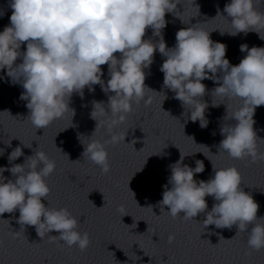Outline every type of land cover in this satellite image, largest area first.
I'll return each mask as SVG.
<instances>
[{"label": "clouds", "instance_id": "1", "mask_svg": "<svg viewBox=\"0 0 264 264\" xmlns=\"http://www.w3.org/2000/svg\"><path fill=\"white\" fill-rule=\"evenodd\" d=\"M258 3L259 0H230L223 14L218 9L217 15L228 18L233 29L227 34L256 32L264 40L260 35L264 12L258 10ZM177 5L180 0H8L10 24L0 32V71L6 70L10 83L22 86L20 99L26 101L27 119L37 130L45 129L69 111L73 117L75 110L69 108L73 94L83 97L85 88L94 92V86L99 85L108 101H93L91 117L97 125L92 136L103 124L110 139H92L83 144L82 157L107 174V146L125 140L113 129L126 120L134 104L151 103V98L145 100L148 91L158 93L145 85V69L150 68L158 51L165 58L159 69L164 76L162 88L174 93V98L190 113L188 119L199 121L201 128L208 125L205 111L209 107L204 101L207 90L203 80L218 85L211 94L239 102L230 116V105L221 103L227 110L224 119L235 123L220 127L223 139L218 154L223 152L233 159L250 158L251 163L264 161V152L258 148V141L264 143V139L254 130L256 108L264 106V47L241 44L240 51L246 55L238 65H231L226 58L227 46L214 42L211 32L197 24L178 30L175 45L168 47L161 33L167 25L166 14L180 19L182 13L178 14ZM149 28L153 36L160 37L158 43L145 39ZM23 44L25 51H21ZM103 65L108 67L107 81L102 79ZM158 94L166 99L164 92ZM221 104L212 102L213 107ZM10 142L6 145L10 146ZM33 151L24 163H12L24 155L18 146L8 156L11 166L0 167V216L18 210L17 223L35 226L39 237L48 234L51 243L62 241L69 248L86 250L90 239L86 232L77 230L78 220L67 208L45 203L51 191L47 178L55 171L56 162L39 146ZM3 152L0 149V155ZM180 154V159L169 165L171 175L158 202L161 212L185 221L204 214L201 223L205 228L235 226L236 235L248 232L249 249H264V216L258 217L259 204L241 187L239 170L217 169L203 153L211 161L214 175L207 181H197L194 176L205 170L203 161L196 160L193 168L184 164L186 156L181 151ZM6 171L12 179L4 177ZM209 196L214 200L211 210L206 200ZM52 231L58 235H49ZM173 240L170 236L169 243ZM221 240L230 239L220 236L219 243Z\"/></svg>", "mask_w": 264, "mask_h": 264}, {"label": "water", "instance_id": "2", "mask_svg": "<svg viewBox=\"0 0 264 264\" xmlns=\"http://www.w3.org/2000/svg\"><path fill=\"white\" fill-rule=\"evenodd\" d=\"M229 2L180 0L177 5L178 14L182 13L180 19L173 14L165 17L167 25L161 35L166 45H175L178 30L197 24L211 32L214 42L225 44L226 58L231 65H238L246 55L240 51L241 44L249 48L264 47V40L256 32L227 34L233 31L231 24L217 12L219 9L223 14ZM257 8L264 12V0H259ZM220 31L225 34L221 35ZM260 35L264 37V30ZM147 38H152L154 43L160 39L153 36L150 28L146 31ZM164 59L158 51L154 54V62L145 69V85L158 93L164 92L166 99L162 94L148 91L145 100L151 98V103L134 104L126 120L113 129L114 133L125 136V140L107 146L110 163L107 174L82 157L84 145L90 140L110 139L103 124L92 136L97 125L91 117L93 101L105 104L108 101L99 85L94 86V92L85 88L83 97L73 94L69 102V108L75 110L73 117L69 111L45 129L37 130L27 119L26 101L20 99L22 86L10 83L6 72L0 74V149L4 150L0 167L11 166L8 156L16 147H21L24 155L12 163L22 164L39 146V150L56 162L55 171L47 178L51 191L45 203L49 207L67 208L79 222L77 230L86 232L90 239L84 251L69 248L62 241L51 243L48 234L39 237L35 226L18 224V210L5 213L0 216V264H264V249L248 248L247 231L236 235L235 226L205 228L201 223L204 214L185 221L181 217L171 218L158 207L163 186L171 175L169 165L180 159L181 151L186 156L184 164L190 167H195L196 160L203 161L205 170L194 176L197 181H207L214 175L213 165L204 154L217 169L236 167L242 177L241 187L260 206L258 217L264 216V161L251 163L250 158L233 159L223 152L218 154V145L223 139L220 127L235 123L224 119L227 115L224 104L230 105V116L239 102L211 94L218 85L212 80H203L207 90L204 101L209 107L205 111L208 125L201 128L199 121L188 119L190 113L174 98V93L162 88L164 76L159 69ZM101 67L102 79L107 81L108 67ZM212 102L224 104L213 107ZM103 107L106 109L107 105ZM254 120L257 136L264 139V106L256 108ZM9 142L10 146L6 145ZM258 148L264 152V143L258 141ZM3 175L12 179L10 172ZM206 200L211 210L214 200L210 196ZM168 210L165 206V211ZM49 235L58 233L52 231ZM170 236L174 237L172 243H169ZM220 236L230 240L219 243Z\"/></svg>", "mask_w": 264, "mask_h": 264}]
</instances>
